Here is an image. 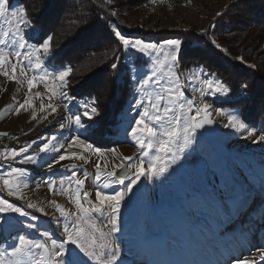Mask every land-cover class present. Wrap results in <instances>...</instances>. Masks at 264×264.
<instances>
[{
	"label": "rangeland",
	"instance_id": "374dc122",
	"mask_svg": "<svg viewBox=\"0 0 264 264\" xmlns=\"http://www.w3.org/2000/svg\"><path fill=\"white\" fill-rule=\"evenodd\" d=\"M34 1L29 0L30 4ZM252 1L254 2V0H115L113 7L118 9L127 26L117 19L112 22V26L114 29L118 27L127 37L160 43L166 39H180L181 36L187 38V34L190 32L203 36L211 23L216 19H220L218 20L219 24L225 21V24L230 26L225 32L227 40L242 45L246 50L245 55L248 57H251L254 52L258 53L255 58L259 62L258 65L263 69L259 71L255 79H262L264 74V28L263 25H260L262 23L259 20L261 15L258 13L257 16V13L251 11L252 9L248 10L249 3ZM255 2L262 5L264 0H255ZM8 3L10 8H15L18 5L23 6L19 0H8ZM217 13H226L223 16L230 18V21L221 19L222 17L217 16ZM8 19H13L11 25L7 23ZM62 19L63 13L61 11L57 26L60 25ZM237 20L240 22H237ZM94 22H91L89 26ZM244 26L250 28L245 33H241L239 28ZM136 27H139L140 30ZM9 28H15L14 18L0 19V33L7 31ZM22 34L28 38L32 48L38 46L43 38L47 36L36 27L24 29ZM95 36H98L101 44H105V40L101 38L100 30L98 31L97 27ZM185 46L186 44L182 45L177 57L182 54ZM88 47V50L97 48V46ZM237 47L236 45L232 46L233 49ZM86 49L84 53H81L82 56L86 55L88 51ZM34 55L41 57L45 63L43 71H46L50 77L53 73L68 66L53 57L52 47L49 55H44L42 52ZM238 56L230 55V58L236 59L235 57ZM136 57L141 58L145 64L140 65V67L133 66L129 71L131 76L134 74L131 70L134 68H139L141 72L148 71V66L155 59V57H152L150 60L146 55L134 50L130 51L128 59L134 60ZM75 58L73 57V59ZM15 59L13 56L12 61L15 62ZM243 63L245 64V61ZM185 65H187V62H185ZM24 66L26 77L20 76L19 66L17 68V80L15 81L0 75V133L7 134L0 136V151L11 147L18 149L22 145L35 141L28 154L39 153L41 144L46 138L53 135L58 138L59 143H56L55 146L60 148L61 151L60 153L41 154V158L35 164H21L19 162L20 158H17L12 166L27 170L25 180L27 187L22 190L24 199L17 200L15 197L9 199L25 208L28 202L44 208L46 215L37 212L35 209H27V211L39 217L34 222L38 225L39 231L48 230L59 241L64 236L62 226L65 221L59 217L57 209L50 202L55 200L64 208L72 212L76 211L74 203L70 200V196L75 195V190L68 193L61 191L59 179L61 177L65 178L64 187L67 188L69 186L68 177L71 176V171L75 170L77 178L85 181L83 188L80 190L81 194L83 191L89 192V199L94 202L97 188V182L95 181L97 163L100 164L102 171H111L125 156L134 157L132 163H139L138 157L141 154V149L138 148L130 136L125 134L127 125L121 126V121L115 125L116 131L112 128V130L109 129L103 132V128L94 131L97 124L94 121L89 126L87 118H83L87 132L81 136V139L102 149L115 148L116 152L105 151L103 157H100L93 152H84L80 148L68 147L70 138L78 134L77 127L69 124L68 117L77 112H82L83 108L79 106L90 100L89 97L78 98L74 90L79 89V91L87 94L89 92L101 93L108 81L107 76L109 77V74L106 75L105 73L107 64L100 65L94 70L84 73L81 79L74 80V73L70 74L71 83L68 77V87L65 91L68 92L70 97L74 98L72 100H66L60 96L49 99L52 94L48 87L45 86L44 82L37 80V86L31 91L34 107L27 110L22 109L17 114L16 108L29 95L27 79H30L33 75L43 74L41 70L33 71L30 69L27 61L24 62ZM233 66L232 63H227L225 73L226 71L232 72L234 70ZM182 67L180 58H178L176 70L180 72L181 82L185 84L186 96L194 98L197 104L208 103L212 105L211 118L215 123L197 130L196 143L186 149L181 161L169 169V173L166 174L170 177L168 180L163 178L148 180L147 177H142L134 187V191L125 197L121 206L120 231L112 236L114 243L119 244L121 247L119 263L225 264L226 261L236 257L259 261V256L264 254V250L247 255L252 250L249 246H246L245 254H242L241 246L245 243L247 235L252 233L254 229L256 230V227L259 226L264 231V142H253L255 136L262 134L261 130L264 129V122L261 123L262 125H255L256 132L252 138H247L245 134L224 127V124L227 123L226 115H216L215 109H223L226 113L231 110L220 107L218 101L213 99L215 96L206 95L201 100L199 92H192L188 88L185 77L190 71L185 72L183 69L181 70ZM237 67L242 69V66L238 64ZM8 71L11 73L10 65ZM192 71H199V69ZM207 73L203 70L205 77H207ZM21 81L23 82L21 83ZM255 82H258V80H255ZM132 83L134 88L130 102L134 103L133 97L134 93L138 91V86L133 80ZM193 86L200 87L201 85L197 83ZM37 92L41 95L36 96ZM161 92L162 88L160 86L150 84L143 95L155 97ZM244 101L245 99H242L240 102ZM41 103L46 106L53 104L57 107V111L53 113L48 111L47 108L45 111H41ZM33 111L36 112L35 119L32 118ZM232 112L239 115L237 111ZM136 115L137 113L134 111L133 116ZM62 123L65 124L63 129L60 128ZM111 132L123 135L118 139H110L113 135ZM64 151L80 152L85 159H65L53 164L52 170L49 171L48 164L53 163V160L58 158V155ZM0 163H3V161L0 160ZM223 165H227L232 169L238 183L242 186L244 192L248 194V203L244 208L245 215L237 216L227 222V227H225L226 222L223 218L214 215L210 209L189 206L192 194L203 191L206 184L211 186L219 183V168ZM146 167L147 164H145ZM129 170L130 173L134 172V169ZM213 173H217V175L214 176ZM198 176H200L199 179ZM49 179L57 180V186L51 191L45 183ZM103 183L102 179L101 190L106 192H111L113 189L119 190L122 187L111 185L109 188H103ZM0 191H3L5 197H7L2 182H0ZM49 215L52 217H48ZM54 217L59 219V223ZM18 219L23 221V224L29 222L23 217ZM93 219L97 220L98 227H102L105 232L109 231L110 225H108L106 216H94ZM241 224H243L245 230L242 233H234V228ZM105 225L107 227H104ZM17 233L26 234L32 239L40 238L36 230L24 227L14 217L9 227H7V224L0 227V248L14 244ZM146 237H149L151 241L146 240ZM230 238L233 239L232 244L229 242ZM156 247H158V250H156ZM260 264H264V262H260Z\"/></svg>",
	"mask_w": 264,
	"mask_h": 264
},
{
	"label": "snow or ice",
	"instance_id": "6c2138e0",
	"mask_svg": "<svg viewBox=\"0 0 264 264\" xmlns=\"http://www.w3.org/2000/svg\"><path fill=\"white\" fill-rule=\"evenodd\" d=\"M107 4L111 6L113 0H107ZM225 14L217 13V16L222 17ZM111 15L115 16L117 13L112 11ZM6 17L14 18L15 28H9L0 33V75L15 81L19 66L20 76L26 77L25 61L33 71H43L45 63L39 55L34 54L42 52L44 55H49L53 36L47 35L38 46L32 48L28 38L22 34L24 29L32 27V21L26 8L19 5L10 8L8 0H0V19ZM7 23L11 25L13 19H8ZM113 34L124 50H134L148 56L150 60L155 57L148 66V71L141 72L139 68L131 70L134 73L131 79L137 84L138 91L134 93V103L130 104L128 111H123L121 114V126L127 125L125 134L130 136L141 149L138 157L139 163L134 164L132 163L134 157L125 156L111 171H102L100 164L97 163L95 175L97 188L94 202L89 199V192L83 191L81 194L80 190L85 181L77 178L75 170H72L71 176L68 177L69 186L67 188L64 187L65 178L61 177L59 179L61 191L68 193L75 190V195L70 196V200L74 203L76 211L72 212L64 208L55 200L50 202L57 209L59 217L65 221L62 226L64 236L58 241L48 230L39 231L38 225L34 223L39 217L27 211V209H35L46 215L44 208L32 202H28L25 208L9 199L10 197H15L17 200L24 199L22 190L27 187L25 182L27 170L13 167L12 163L20 158L21 164H35L41 158V154L60 153L61 149L55 146L59 143L58 138L55 135L46 138L39 148V153L32 155L28 153L35 141L22 145L18 149L11 147L0 151V160L3 161L0 163V182L7 192V197H5L3 191H0V227L10 224L16 217L18 223L28 229L36 230L40 237L32 239L26 234L17 233L14 244L0 248V264H119L121 247L114 243L112 236L120 231L121 206L125 197L134 191V187L142 177H147L148 180L153 178L168 180L170 177L166 174L169 173V169L181 161L186 149L196 143L197 130L215 123L211 118L212 105L197 104L194 98L185 94V84L181 82L180 72L176 70L177 53L182 48L180 39H166L160 43L146 42L139 38L127 37L118 27L114 29ZM204 34L207 35V30ZM209 43L216 49L227 51L215 38H209ZM190 55L195 57L199 55V52L193 50ZM13 56L16 58L15 62L12 61ZM113 59L118 58L114 56ZM236 59L243 62V57L238 56ZM192 63L197 64L199 71H190L185 79L192 92H199L201 100L206 95L224 97L230 95L229 85L219 79L217 74L209 72L205 77L198 62L193 60ZM9 65L11 73L8 71ZM249 66L255 67L254 64ZM110 67L115 71L119 64L112 62ZM72 71V67L65 66L62 70L53 73L51 77L43 71L42 75H33L27 79L29 95L16 108V113L19 114L22 109L27 110L34 107L31 91L37 86V80L44 82L48 87L52 94L49 99L55 96L66 100L74 99L65 91L68 87L67 78ZM197 83L201 86L194 87L193 85ZM150 84L160 86L162 92L155 97L143 95ZM240 88L242 92H246L247 83L241 84ZM40 95L39 92L36 93V96ZM95 105L96 98L92 97L79 106L83 108L82 112L68 117L69 124L75 125L78 130V134L70 138L68 147L80 148L84 152H93L103 157L105 151L115 153L116 149H102L81 139V136L87 132L83 118H87L90 126L94 118L100 115ZM46 108L53 113L57 111V107L53 104L47 106L40 104L41 111H45ZM132 111H135L137 115H129ZM215 112L219 116L226 115L227 123L224 127L245 134L247 138L254 136L256 129L244 122L235 112L226 113L223 109H215ZM32 118H36L35 111L32 112ZM64 127L65 124H60L61 129ZM261 133L255 136L254 143L264 142V129ZM2 135L7 134L0 133V136ZM73 158L85 159L80 152L64 151L53 160V163L48 164V169L51 171L53 164ZM145 164H147L146 168ZM129 169H134V172L130 173ZM213 175L216 176L217 173ZM102 179L103 188H109L111 185L122 187L119 190L113 189L111 192L103 191L100 186ZM45 183L50 191L57 186L56 179H49ZM190 197V207L210 209L214 215L223 218L226 222L225 227H227V222L235 217L245 215L244 208L248 203V194L244 192L234 172L227 165L219 168L218 184L211 186L206 184L203 191H198ZM94 216H106L108 225H110L109 231L105 232L102 227H98L97 220L93 219ZM19 217L29 222L23 224V221L18 219ZM54 219L57 218L54 217ZM145 239L151 241L149 237ZM260 262H264V254L259 256V261L236 257L226 261L225 264H260Z\"/></svg>",
	"mask_w": 264,
	"mask_h": 264
},
{
	"label": "trees",
	"instance_id": "16d2710c",
	"mask_svg": "<svg viewBox=\"0 0 264 264\" xmlns=\"http://www.w3.org/2000/svg\"><path fill=\"white\" fill-rule=\"evenodd\" d=\"M19 1L28 11L32 27H36L44 35L53 36V41L51 42L54 52L53 57L59 62L72 67L71 75L74 73V80L81 79L84 73L90 72L100 65L107 64L105 73L106 75L109 74V77L107 76L108 81L105 83L101 93L89 92L87 94L79 91V89H75L74 93L77 94L78 98H96L95 106L98 107L100 115L98 118H94L97 124L94 131L102 128L103 132L109 129L112 130V128L115 130V125L121 121L122 112L128 111L131 104V95L134 87L129 71L133 66L140 67V65L145 64L141 58L136 57L134 60H129L128 55L132 50H124L113 34L112 22L114 20H120L126 25L118 9L113 7L115 0H113L111 6L107 4V0H35L31 4L29 0ZM249 4V11L252 9L251 11L255 14L257 13V16L258 13L261 15L259 20L262 23L260 25H263L262 27L264 28V2L261 5L254 0V2L252 1ZM61 11L63 19L60 21V25L58 24L57 26ZM112 11H115L117 15H111ZM221 19L230 21V18L228 19L225 16H222ZM218 20L220 19H216L211 23L207 29V35L204 34L202 36L190 32L187 34V38L181 36L182 45L186 44L182 54L178 56L183 66L181 70L188 72L198 69L197 64L192 63L193 60H196L204 71L217 74L219 79L229 85L231 93L227 97L215 96L213 99L218 101L220 107L231 110L229 112H239L244 122L256 128L255 125H262L261 123L264 122V74L262 79H255L259 71L263 69L258 65L259 62L255 58L258 53L254 52L251 57L246 56V50H244L242 45L235 44L231 42L232 40H227L225 32L230 26L225 24V21L219 24ZM93 21L95 22L89 26ZM237 22L240 21L237 20ZM96 27L98 31L100 30L101 38L105 40L104 45L101 44L98 36H95ZM250 27L244 26L239 28V31L245 33ZM136 29H139V27H136ZM209 38H215L227 51L216 49L209 43ZM234 45L238 47L233 49L232 46ZM88 46H97V48L88 50ZM85 48L88 51L86 55L82 56L81 53L85 52ZM193 50H197L199 55L195 57L190 55ZM230 55H240L243 57L245 64L240 60L231 59ZM114 56L118 59L114 60ZM73 57L76 58L73 59ZM112 62L119 64L118 69L115 71L110 67ZM185 62H187V65H185ZM227 63L234 65L232 72L226 71L225 73V65ZM237 64L242 66V69L236 68ZM252 64L255 67L249 66ZM71 75L69 76L70 83ZM255 80H258V82H255ZM243 83L248 85L246 92L241 91L240 85ZM242 99H245V101L241 103ZM261 107L262 109H260ZM129 115L133 116L134 111L129 112ZM122 135L114 133L110 139H118ZM117 141L120 142L122 140ZM199 178L200 176H198ZM9 225L7 224V227ZM242 225L234 228V233H242L245 230Z\"/></svg>",
	"mask_w": 264,
	"mask_h": 264
},
{
	"label": "bare ground",
	"instance_id": "6f19581e",
	"mask_svg": "<svg viewBox=\"0 0 264 264\" xmlns=\"http://www.w3.org/2000/svg\"><path fill=\"white\" fill-rule=\"evenodd\" d=\"M48 217H52V216L49 215Z\"/></svg>",
	"mask_w": 264,
	"mask_h": 264
},
{
	"label": "water",
	"instance_id": "95a60500",
	"mask_svg": "<svg viewBox=\"0 0 264 264\" xmlns=\"http://www.w3.org/2000/svg\"><path fill=\"white\" fill-rule=\"evenodd\" d=\"M130 171V170H129Z\"/></svg>",
	"mask_w": 264,
	"mask_h": 264
}]
</instances>
